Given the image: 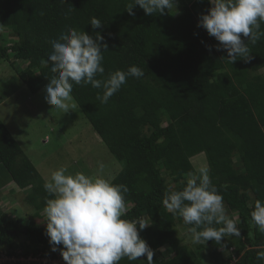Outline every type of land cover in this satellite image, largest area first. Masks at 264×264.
<instances>
[{
    "label": "trees",
    "instance_id": "1",
    "mask_svg": "<svg viewBox=\"0 0 264 264\" xmlns=\"http://www.w3.org/2000/svg\"><path fill=\"white\" fill-rule=\"evenodd\" d=\"M129 2L0 0V57H13L12 65L28 64L20 79L35 95L56 75L51 64L41 63L52 51L51 40L69 27L93 38L103 36L108 46L101 49L105 73L97 79L133 65L144 76L128 77L107 104L97 99L102 89L91 85L73 83L71 95L122 166L113 182L129 189L123 218H144L148 227L137 228L154 251V264H264L257 258L264 252V232L250 225L255 200H264V36L249 42L250 59L238 57L232 64L226 51L216 50L219 42L198 27L200 16L212 7L209 0H176L163 15H147L138 5L130 15ZM92 17L100 19L101 28H92ZM4 29L17 39L12 46L4 43ZM241 38L245 44L250 39ZM195 158L207 164L212 184L234 214L241 237L233 243L225 237L220 243L189 246L178 235L182 218L162 204L165 191L183 189L186 174L196 170ZM0 165L18 188L28 191L26 202L35 209L34 219L44 218L45 199L50 198L43 187L46 180L1 118ZM45 232L46 224H24L0 213V258L6 257L5 249L13 258L40 251L56 258L60 251L51 250ZM21 237L34 248L17 253L14 246ZM119 264H147V257L124 258Z\"/></svg>",
    "mask_w": 264,
    "mask_h": 264
},
{
    "label": "clouds",
    "instance_id": "2",
    "mask_svg": "<svg viewBox=\"0 0 264 264\" xmlns=\"http://www.w3.org/2000/svg\"><path fill=\"white\" fill-rule=\"evenodd\" d=\"M175 3L176 0H130L126 11L134 15L133 9L138 5L147 15H163ZM209 3L212 7L200 16L198 27L219 42L216 50L226 51L230 63L238 57L250 59L249 42L255 44L264 36V31L260 30L264 24V0H209ZM90 25L98 29L103 24L92 17ZM241 34L250 37L247 44ZM50 44L52 51L41 63L46 67L51 64V72L56 74L49 78L46 86V102L56 110L68 112L73 101V83L102 89L97 99L107 104L128 77L144 76L143 70L133 65L126 72L116 70L109 72L105 79H97L98 74L105 73L101 49L107 51L108 47L99 33L93 38L83 30L69 27ZM75 107L76 104L71 103V108ZM186 175L183 189L165 191L162 204L168 212L182 218L184 225L191 226L187 229L191 242L220 243L225 237H241L234 214L230 215L226 209L223 196L211 182L208 168L200 167ZM114 179L106 172V165L97 161L92 174L69 173L62 166L52 171L50 179L44 183L50 197L45 199L43 209L45 234L51 250H59L66 264H119L124 258L136 261L144 256L147 264H154V251L137 228L138 225L143 230L148 226L142 217L123 218L129 189L124 184L114 183ZM250 225L264 232V200H255ZM248 236L254 238V233L249 232ZM61 245L63 247L58 248ZM257 258L264 260V252H259Z\"/></svg>",
    "mask_w": 264,
    "mask_h": 264
},
{
    "label": "rangeland",
    "instance_id": "3",
    "mask_svg": "<svg viewBox=\"0 0 264 264\" xmlns=\"http://www.w3.org/2000/svg\"><path fill=\"white\" fill-rule=\"evenodd\" d=\"M178 14L179 10L175 9V15ZM4 31L7 39L4 43H14L16 39L11 38L8 29ZM13 60V57L10 60L0 57V65H4L0 69V118L42 177L46 181L49 180L51 172L62 166L67 168L69 173L82 171L92 174L96 170L97 161H102L106 165V172L115 178L122 166L93 130L90 120L85 117L76 100L73 98L70 102L67 113L54 109V106L46 102V87L38 94L32 95L26 84L21 81L20 75L26 73L28 64L20 61L12 65ZM71 103L76 104L74 109L71 108ZM200 159L192 160L196 169L208 168L206 163L199 161ZM9 177L8 172L0 165V191L3 186L6 188L3 189L4 194L2 193L4 211L13 218H19L24 224L35 221L39 226L45 225L44 213V218L34 219L35 209L26 202L28 191L18 188ZM187 229L183 222H179L178 235L186 244L194 247ZM236 238L228 237V242L233 243ZM14 247L17 253H21L27 249L32 250L34 245L27 237H21ZM12 258H2L0 264L24 259ZM204 263L209 264L206 260Z\"/></svg>",
    "mask_w": 264,
    "mask_h": 264
},
{
    "label": "built area",
    "instance_id": "4",
    "mask_svg": "<svg viewBox=\"0 0 264 264\" xmlns=\"http://www.w3.org/2000/svg\"><path fill=\"white\" fill-rule=\"evenodd\" d=\"M231 252H233V248L230 249ZM4 255H6V257L3 258H8L9 260H11L6 251H3ZM24 258V257H22ZM2 259V258H0ZM13 259V258H12ZM20 259V258H18ZM19 261L21 262H38L40 264H66V262L63 260L62 256L60 255V253H57L56 258L52 259L50 256H45L43 255V252L40 251L37 255H30L28 258H24V259H20ZM6 262H15V261H6Z\"/></svg>",
    "mask_w": 264,
    "mask_h": 264
},
{
    "label": "crops",
    "instance_id": "5",
    "mask_svg": "<svg viewBox=\"0 0 264 264\" xmlns=\"http://www.w3.org/2000/svg\"><path fill=\"white\" fill-rule=\"evenodd\" d=\"M10 34H11V32H9V35H10ZM11 38H13V37H11ZM3 67H4V65L1 64V65H0V69H2ZM43 89H44V88H43ZM43 89H42V90H43ZM42 90H41V91H42ZM41 91H39V92H41ZM4 190H6V188H5ZM1 192H3V191H0V193H1ZM3 194H4V192H3ZM2 200H3V196H2L1 199H0V213L5 212L4 209H3V206H2V205H3V204H2Z\"/></svg>",
    "mask_w": 264,
    "mask_h": 264
}]
</instances>
